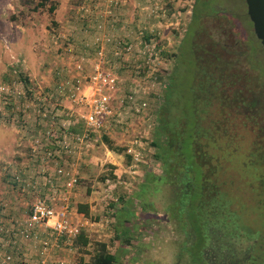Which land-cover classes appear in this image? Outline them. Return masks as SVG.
<instances>
[{"label":"rangeland","instance_id":"obj_1","mask_svg":"<svg viewBox=\"0 0 264 264\" xmlns=\"http://www.w3.org/2000/svg\"><path fill=\"white\" fill-rule=\"evenodd\" d=\"M110 1L0 0V86L26 95V99L22 94L21 98L6 96V104L0 95V135L6 142L21 138L17 143L21 153H14V149L11 152L12 141V145L0 147V176L11 174V164L17 161L16 157L20 158L16 164L21 171L14 173L20 177V182L15 186L9 177L7 189L18 199L24 198V208L30 207L33 198L38 195L31 190L28 196L26 186L36 181V186L40 187L43 178L36 174L38 177L34 176L35 180L31 181L22 176L28 165L32 163L34 169L39 163L30 152L41 127L30 122L38 121H35L36 112L34 115L29 111L22 112L24 104L27 101L37 103L38 100L30 95L35 93L42 95L45 108L52 110L53 116L57 115L56 121L66 120L64 114L69 110L81 112L69 102L57 100L54 91L61 77L75 74L71 70L75 58L86 57L90 53L86 50L85 55L81 44L86 38L80 36L87 35L82 29L83 24L88 25L87 20L102 14L109 7H115L125 26L115 33L131 34L134 49L141 51L139 62L141 66L144 64L143 68L136 70L138 61L134 62L136 57H132V62L123 69L117 61L119 66L115 73L125 92L138 87L140 90L141 87V97L138 95L137 98V102L141 103V115L126 116L121 126L112 125L106 132L95 135L97 141L92 142L87 156L78 160V185L71 201L73 204L81 202L90 205L91 217L86 220L72 219L80 224V230L88 235L92 243L106 242L109 251L116 255L117 264H186V257L181 259L179 256L185 236L175 231L165 214L170 201L168 189L162 186L156 192L153 185L140 189L148 173L156 177L162 174L160 164L153 160L151 141L163 93L172 83L175 86L174 96L177 95L182 111L189 109L192 101L187 99L188 91L199 73L198 65L207 62V70H212L208 54L218 52L226 64H232L231 72L240 77L236 88L241 89L257 117L249 122L244 115L238 119L239 123H246L241 126L240 136L241 152L247 153L251 142L256 139L252 125L264 127V47L254 35L245 0H113L118 5L112 6ZM51 7L53 12L49 11ZM84 10H87L86 13ZM139 32L142 35L138 36ZM146 36L149 37L148 42ZM137 37H141V45ZM107 58L112 64L111 56ZM152 72L158 80L149 93L142 94V89L150 86ZM102 136H107L119 147L135 143L136 150L141 154L139 163L131 161L130 170L123 154L110 153L103 145ZM59 161L63 163L65 160ZM39 165L36 170H43L42 164ZM52 167L53 162L45 166L51 173ZM109 172L116 179L100 182L99 176ZM139 190L143 198L149 191L144 202L134 199ZM2 200L0 204L6 208ZM243 213L244 224L250 231H264V220L256 209L250 208ZM125 219L133 228L128 236L122 233L121 222ZM59 243H63L61 248H53V251L56 250V254L61 252L66 259H70L62 264H79V254L68 252V242L62 239ZM91 246L88 252H91ZM88 256H83L84 262L88 261Z\"/></svg>","mask_w":264,"mask_h":264},{"label":"trees","instance_id":"obj_2","mask_svg":"<svg viewBox=\"0 0 264 264\" xmlns=\"http://www.w3.org/2000/svg\"><path fill=\"white\" fill-rule=\"evenodd\" d=\"M145 39L149 41L148 36ZM208 55L213 69L207 70V62L197 64L199 73L187 96L192 101L189 109L182 111L172 83L166 87L151 141L153 160L162 174L148 173L140 189L151 185L156 192L162 186L168 189L165 214L175 231L185 236L179 256L186 257V264H264L260 254L264 253V231H250L243 213L254 208L264 220V127L252 125L256 139L247 153L241 152L240 131L246 123L238 119L244 115L247 122L253 121L256 114L236 88L240 77L231 72L232 64H226L216 51ZM101 142L109 151L123 154L130 165L125 147L115 146L107 136ZM14 177L10 180L16 186ZM108 179L116 178L111 172L99 176L100 182ZM144 198L140 190L134 195L135 200L144 202ZM89 209L87 203L76 205L77 214L85 219L91 217ZM121 226L123 234L133 229L126 219ZM71 247L79 254V264H117L107 243H92L83 230L71 240ZM84 255H89L87 262Z\"/></svg>","mask_w":264,"mask_h":264},{"label":"built area","instance_id":"obj_3","mask_svg":"<svg viewBox=\"0 0 264 264\" xmlns=\"http://www.w3.org/2000/svg\"><path fill=\"white\" fill-rule=\"evenodd\" d=\"M109 4L110 6L118 5V2L111 0ZM86 11L83 12L86 13ZM88 13L90 17L93 16L92 12ZM86 22H89L91 38L89 42H84L83 47L90 53L86 57L75 58L71 68L75 74L61 77L54 91L57 100H66L81 112L75 113L73 110H69L64 114L67 119L58 122L54 118L57 115L53 116L52 110L45 109L42 95L30 94L38 102L27 101L22 112H36L39 123L44 125V128L33 140L31 157L39 161L44 170H47L45 166L53 162L52 175L46 174L41 187L36 188L32 184L26 186L36 189L35 192L38 196L33 198L28 212L23 218L10 226L0 224V235L20 238L25 241L34 239L35 242H38V234H49L50 240L54 239L57 242L60 239H65L66 242L71 243V240L81 231L80 224L73 222L72 217H77L78 214H76L71 201L72 193L78 185L79 172L76 162L60 163L59 160L63 156L81 158L82 153L91 148L92 142L97 141L95 135L106 132L112 125L121 126L126 116L141 115V103L137 102V98L141 97V87L140 90L138 87V89L134 88V90L125 92L121 88L123 84L118 74L115 73L119 66L117 61L120 62V67L126 69L132 62L130 59L138 57L134 61H138L135 69L140 70L144 65L141 66L139 62L141 51L137 52L134 49L135 43L130 33L112 35L116 28L118 30L125 28L118 9L109 7L102 14L98 13L96 17ZM139 35H142V32H139ZM140 38L137 37L140 41L139 45H141ZM142 54L145 53L142 52ZM108 55L113 60L112 64L108 61ZM153 60L155 61L156 58L154 57ZM149 70L148 68L147 72ZM151 79L150 86L143 88L142 94L149 93L158 77L152 72ZM14 91L8 87L0 86V95L3 97L4 104H6V96L21 98L20 95H24L23 92L14 93ZM138 95L140 96L138 97ZM23 98L26 99V95ZM17 109L19 110V108ZM72 127H81L82 130L72 132ZM135 147V143H133L126 146L125 150L134 164L139 163L141 156ZM14 175L15 180L20 182V177L17 174ZM49 247L48 239L41 241V255L47 253ZM12 262L13 257L9 254L0 257V264H12Z\"/></svg>","mask_w":264,"mask_h":264},{"label":"crops","instance_id":"obj_4","mask_svg":"<svg viewBox=\"0 0 264 264\" xmlns=\"http://www.w3.org/2000/svg\"><path fill=\"white\" fill-rule=\"evenodd\" d=\"M83 26L84 27L82 29L84 30V32L87 35H84V36L81 35L80 37L86 38L85 41L83 40L84 42H86V41L89 42L90 38H91V36H89L90 35L89 26L88 25H84V24H83ZM117 30H118V28H116L113 32H116ZM115 34H118V33H112L113 36H117ZM118 35H120V34H118ZM84 42H81L82 47L85 44ZM84 51H85V55H86L87 51L83 47V52ZM61 102H67V101L66 100H62ZM45 109H47V108H45ZM30 112H31V115L35 114L33 111H30ZM49 117H52V116H49ZM35 121H37V122H34V123L32 121H30V122H31V124H34V126H36V127L40 126L41 130H42L44 128V125L42 123L41 124L38 123L39 122V117L38 116H37V119H35ZM58 122H61V120L60 121L58 120ZM35 124H37V125H35ZM81 130H82L81 127H79V128L72 127L71 128L72 132H79ZM13 140L14 139L10 140V142L12 141V144H13V147H14V148L10 147L11 148V152L14 149L15 150L14 153H21L20 150L17 149V147H18L17 143H18V141H21V138L19 140L18 139L14 140V143H13ZM8 141L6 142L5 139H4V136L0 135V147L5 146L7 144L12 145ZM125 150H126V146H125ZM89 151H90V148L87 151L83 152L81 158H76V157H73V158L67 157L66 158L65 156H63L60 160H65V161H67L69 163L76 162L77 166H78V160L85 158L87 156V154L89 153ZM109 152L111 153V151H109ZM19 159L20 158L16 157L17 161L13 165L11 164V167L13 168L12 171H11L12 173L11 174L7 173L8 175L12 176L14 173L17 172V170L21 171V168L18 166L19 164H16L19 161ZM39 164H40V162L36 165V168H38V169L40 168ZM131 167L132 166L130 165V168ZM32 168H33V164L32 163H31V165L27 166V168L24 171L25 174H23L24 175L23 179H26L28 177L30 180L31 179L35 180L34 176H36V174H37L39 176H42V178H43L42 185H43L44 184V177L46 176V174H51L52 175V173L51 172H47V170L43 169L41 171H37L36 168H34V169H32ZM130 170H132V168ZM43 171H45V172H43ZM78 172H79V167H78ZM8 175L7 176H2V177L0 176V200L2 198L3 199L2 202L5 203L4 207L6 206V208H3V205L0 204L1 205L0 206V224H3L5 226H10V225L14 224L15 221L20 220L21 218H23L27 214L28 208H29V207L28 208H24V206L26 205L24 202H22L24 200V198H19L18 199L17 196H14L13 193H9V191L7 189V186H8L7 183H8V179H9ZM36 177H38V176H36ZM24 182H25V180H24ZM35 182L33 181L32 185L37 188ZM28 189H29L28 191L26 190V193L28 194V196H29L28 192H30L31 190L32 191L33 190L36 191V189H32L31 187H29ZM26 196L27 195H25V197ZM75 203L76 202H74V204L72 203V205H73V207H74V209L76 211V205L81 203V202H79L77 204H75ZM89 208H90V205H89ZM77 217L79 218V220L80 219L81 220L85 219L81 215H77ZM125 236H128V234H125ZM48 237H50L49 234H38V242L37 241L35 242L34 239H32L30 241H25V240H22L20 238L19 239L15 238V237L11 238V237H8V236L0 235V257H2L5 254H11L13 256V264H54V263H63V261H65V262L69 261L70 259H66L64 257L65 255H63L61 252L56 254V250L53 251V248H59V247L61 248L63 243H59V245L57 243H58V241L61 242L62 239H60V240H58L56 242L54 239L50 240ZM46 239L49 240L50 247L48 248L47 253H45L44 255H41V253H40V242L43 241V240H46ZM66 245L68 246V249H69L68 252H76V250L71 247V243H66ZM38 254H39L40 257L36 258L35 256H37ZM43 261H44V263H43Z\"/></svg>","mask_w":264,"mask_h":264},{"label":"water","instance_id":"obj_5","mask_svg":"<svg viewBox=\"0 0 264 264\" xmlns=\"http://www.w3.org/2000/svg\"><path fill=\"white\" fill-rule=\"evenodd\" d=\"M245 3L254 35L264 47V0H245Z\"/></svg>","mask_w":264,"mask_h":264}]
</instances>
